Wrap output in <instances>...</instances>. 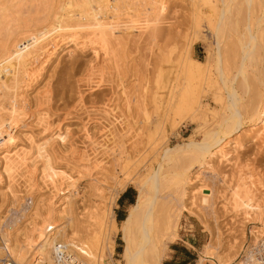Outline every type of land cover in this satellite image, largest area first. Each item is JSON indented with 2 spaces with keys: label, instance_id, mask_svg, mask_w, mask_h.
Returning a JSON list of instances; mask_svg holds the SVG:
<instances>
[{
  "label": "rangeland",
  "instance_id": "rangeland-1",
  "mask_svg": "<svg viewBox=\"0 0 264 264\" xmlns=\"http://www.w3.org/2000/svg\"><path fill=\"white\" fill-rule=\"evenodd\" d=\"M49 1L47 10H44L46 8H43V3L40 4L41 0H33V2L32 0H14V2L0 0L2 3L0 9L3 6L5 9L0 19L3 21L7 18L6 25L10 23L0 28V56L27 46L20 52L19 59L34 60L31 73L15 82L16 87L19 86L16 89L17 96H15L17 101H11V99L14 100L12 95H9L13 90L11 88H7L10 93H6L5 96V91L4 94H0V130L7 126L11 128L9 138L0 141V222L6 225H22L25 217L20 215L30 211L31 207H39L41 203L45 205L51 195L49 192L54 190V181L61 184L69 174L77 182L73 190L74 196L76 193L80 194L82 189L85 192V202L78 206V212L86 214L93 211L96 205L97 209L101 208L100 216L95 220V227L98 231L97 236L103 243V239L106 238L105 232L108 231L111 221L110 216L113 215L116 219L113 209L117 204L116 198L119 193L127 186H132L135 189L136 198L135 182L145 180L144 177L148 176L152 169L163 161L164 143L174 145L185 137L201 140L204 132L217 129L218 135L221 136L222 114L228 110L225 108L224 95L226 92L219 89L217 83L204 89L206 82L203 79H199L203 82L199 84L196 82L198 80H194L196 83L192 80L191 84H194L195 92L193 90L191 92L197 97L199 105L194 123H189L187 116L190 113L189 110L186 112L187 110L184 109L186 110L184 113L183 110L181 113L171 111V114L164 103L175 90V93L179 95H183V91L192 95L185 90L188 85L184 80L188 73L185 75L182 70H186L188 65V63L185 65L187 49L191 47V57L199 60L215 52V42L208 30L204 29L205 27L198 34L193 33L189 28L186 22L188 0H159L165 5L163 9V18H165L157 25L162 29L166 27L164 31L169 32L163 35L162 39L158 37L151 42L155 45L154 47L150 45L153 47L152 50H149L146 44L149 38L148 28L134 27L133 22L142 23L147 19L140 13L141 11L139 12L141 9H133L134 5H131V8L121 2L123 4L121 7L116 0L115 3L122 9L116 5L110 12L111 9H103L107 7L106 3L110 0H90L95 5L93 6L95 11L101 13V15L97 13V17L88 14L93 18L92 20L91 17V19L88 16L80 18L74 14L85 7L79 3V0H76L79 1L77 4H75L76 1L74 3L70 1L64 6L63 0ZM112 1L114 3V0ZM124 5L126 7L123 8ZM5 7L9 9L7 10L8 17ZM4 14H6L5 18ZM54 16L56 18L60 16L64 21L67 18L71 29H75L81 35L85 30L90 31L94 28L101 31L105 27L104 30L109 31L118 24L119 27L121 26L120 33L123 32L121 35L124 37L121 44H116L113 43L111 36L105 35L108 40L107 45L111 48L110 54L106 56L101 50L97 55L94 54L91 40L83 36L79 39L75 52L68 55L66 50H63L68 45L65 44L67 36L57 35L54 42H52L53 35L46 40L42 39L51 30L50 27L55 25ZM79 18L81 21L78 20ZM109 24L110 27L106 30ZM136 28L140 29L139 32ZM127 30L128 33H126ZM41 40H43L42 43ZM160 46L164 47V51H168L170 55H168V64L160 71L161 77H159L162 81L157 78L156 72L153 71L154 68L151 65L146 67V61H144L145 58L149 61L151 52H155L156 47ZM24 53H26L25 56ZM212 61L216 60L213 58ZM212 65L211 70L206 68L205 75H208V70L211 72L209 74L215 71ZM156 79L163 82L162 88L165 86L164 90H167L166 93L164 92L165 95L155 91L157 83L160 85ZM200 84H203V87ZM166 85L171 88L168 90ZM10 86H12L11 83ZM195 87L198 89L196 90ZM262 91L263 95L259 99L260 102L258 101L261 110L264 109V90ZM236 92L238 97L240 96L239 104L240 102V105L244 104L246 93L244 94L239 87H236ZM8 102L10 104L6 107L5 104ZM11 104H14L12 108L9 107ZM18 107H20L19 111ZM5 109H12V112L7 110L4 114ZM8 114L10 116H7ZM157 116L161 118L158 124ZM173 120L175 122L172 125ZM8 122L9 125H7ZM251 123L249 115L243 113L240 126L230 134L229 139L236 137L242 143L241 148H236L229 153L232 155V161L216 162L214 157L208 158L211 163L215 164L216 175H211L205 168L195 173L198 169L197 165L192 166L186 172H190L187 175L193 174L192 182L186 187L190 189L189 186H193L192 192L198 196L194 198L195 201L197 200L196 204L200 203L198 200H201L203 196L207 199L200 209L205 212L203 217L209 228L212 231H219L220 243L218 244L220 246L218 247L220 249L218 250L226 254L238 253L232 264L237 263L249 243H252L250 240L253 230L264 225V132L255 140L250 139ZM164 162L165 160L162 162V170H171V163L166 166L167 162ZM242 179L246 185L252 186L254 196H257L253 200L257 199L263 208L260 219L253 218L250 222L245 219L242 221V210L234 209V204L229 201L230 189L240 184ZM250 179L252 182H249ZM66 181H63L62 187L68 185ZM124 183L125 187L122 189L121 186ZM54 185L57 188V183ZM93 187L99 188V191L95 192ZM167 188H164L161 193H169L171 184ZM187 201L188 198H185V204L188 203ZM187 205L191 207V204ZM82 207L84 209H81ZM128 207L126 203L125 215ZM192 208L195 209L194 206ZM106 211L112 212L110 216ZM181 217L175 237H178L179 231L180 239L168 244L167 256L164 258L165 251L161 259L162 264L171 258L170 246L173 244L186 247L185 254H188L187 258H191L187 264H196L204 242L210 239L209 229L195 213L186 210ZM113 240V254H110L109 250L104 247L103 262L123 264L120 256L123 248L120 235H115ZM1 241L2 236L0 235V244Z\"/></svg>",
  "mask_w": 264,
  "mask_h": 264
},
{
  "label": "bare ground",
  "instance_id": "bare-ground-1",
  "mask_svg": "<svg viewBox=\"0 0 264 264\" xmlns=\"http://www.w3.org/2000/svg\"><path fill=\"white\" fill-rule=\"evenodd\" d=\"M12 1L14 2V0ZM70 1H73L72 3H74L76 0H63V6ZM79 1H76L75 4L79 2L85 7L81 10L76 9L77 13L74 14L77 15V17H87L88 14L93 17L94 15L96 16L97 13L101 15V13L95 11V8L93 7L95 5L92 4V0ZM115 1L116 0H114L113 3V1L110 0L108 3H106L107 7L103 9H111L110 12H112L116 5H121L122 7V5L125 3V5L127 4L126 6L134 5L133 9H141L139 12L141 11L140 13H142L144 17H147V19H143L144 21H142V23H133H135L134 27L140 29H143L144 27L148 28L147 31L149 35L147 33L146 34L149 38L146 44L148 45L149 50H152V48L155 46L151 43L155 38L159 37L162 39L163 35L169 32L164 31L166 27L162 29L157 25L163 22L162 19L165 18H163V9H165V5H163L164 3L159 2V0H125V2L124 0H117L116 2L119 3V5L115 3ZM32 2H30V4H32ZM49 2V0H41L40 4L43 3V8H46L44 10H47ZM0 5L2 6V3ZM125 5L123 8L126 7ZM186 6L188 13L186 16V22L188 23L189 28L193 31V33L197 34L198 32H202L204 29L208 30L215 42V52L212 55H206L203 59L195 60L191 57V47H189V50L187 49V53L185 55V65L187 63L188 65L187 68L185 66L186 70H182H184L185 75L188 73L186 75V79L184 78L186 85H188V89H184L186 91L188 90L187 92L192 94L191 91L193 90L194 85L191 84L192 80H198L196 82L199 84L201 82L199 79H203L206 82L204 89L211 84L217 83V87H219V89H223L224 92H226L225 95H222H224V99L226 100L225 108L228 110V112L225 110L227 114L223 113V116L221 115L222 118L220 126L223 128V131L220 130L222 131V133L220 132L221 136L218 135V129H215L216 131L204 132L201 140H194L192 137H185L182 141L176 142L174 145H167L164 143L162 159L163 161L165 160V162H167L166 166L171 163L172 169L167 170L168 172L164 169L162 170L163 161L159 162L158 166L154 167L152 172H150L148 176L144 177L146 178L145 180L143 179V181L139 180L135 182L137 194L136 199L127 210L128 212L119 226L113 218V215L110 216L112 212L106 211L108 213L107 215L111 217V221L109 223L108 231L105 232L106 238L103 239V243L99 239V236H97L98 231L95 227V220L98 216H100L101 208L97 209L96 205L93 211H89L86 214L80 211L78 212V206L85 202V192L82 189L80 190V194L76 193V195L78 194V197H76V195L74 196L73 190L76 187L77 182L76 180L74 181V179H72L69 174L66 178L68 182L66 179H62L68 183V185H65L64 187H62L64 185L63 181H60L61 184H58L59 182L54 181V183H57V188L52 182L54 190L53 192H49L51 195H49L50 197H48L46 200L45 205L41 203V206L39 207H31L30 211H26L27 213L24 211V213L22 212L23 214L20 216L25 217L22 225H6L0 222V235L2 236V241L0 244V256L7 254L10 262L15 264H31L35 260H40V262L43 264H114L111 262H103L102 252H105L104 249L107 248L109 253L113 254V237L118 234L120 235L123 245L122 251L120 253L123 264H162L161 259L167 248V243H170V241L173 240L178 228L177 224L180 220V217L184 211L188 210V212L193 214L195 213V215L200 218L201 222L204 223V226H206V228L209 229L211 233L210 239L206 242L197 258V264H204L207 262H209L208 264H232L233 261L236 260L238 253L226 254L223 251L218 250V246H220V244H218L220 243L219 231H212L209 228L207 225L208 223L204 221L203 216L205 212L201 210V206L206 202L207 199L205 196H203L201 200H198L200 203L196 204L197 200L195 201L194 199L196 194L192 192L193 186H189L190 189L186 187L187 184L189 185L192 182L193 174L187 175L190 172H186L192 166L197 165L198 169L195 171V173H197L200 169L205 168L211 175L214 176L217 173L215 170V164L211 163L210 159L208 158L214 157L216 162L233 160L232 155L229 153L233 152L236 148H239L242 143L239 142L236 137L234 139H229V136L232 132H234V130H236L237 127L240 126L241 115L243 113L248 114L250 121H252L251 127L249 129V134H251L250 139L255 140L256 138H259L264 132V109L261 110L258 105V101L260 102L259 99L261 98V95H263L262 90H264V0H188ZM7 7H5L6 14L8 13L7 10H9V7ZM4 11L5 9L3 6V8L0 9V16ZM114 13L116 14V12ZM6 14H4V18ZM8 15L9 14L6 16L8 17ZM91 16H88V18L91 19ZM80 18L78 20H80ZM6 19L7 18L3 20L5 23L0 19V28L7 26L8 24L10 25V23L6 25L8 22V20L6 22ZM11 21H13V19ZM72 22L73 21L71 20V23ZM75 22L76 21H74V23ZM12 23L13 22H11V24ZM53 23H55V25L50 27L51 30H49L48 33L46 32L47 34L43 36L42 39L46 40L48 37H52L53 35L52 42H54L57 35L62 37L67 36L65 44L68 45L65 46L63 50H66L68 55L75 52L78 47V41L83 36H87L88 39L91 40V44L93 46L92 51L94 54L97 55L101 50L103 55L106 56L110 54L111 48L108 47V40L105 37L107 35L111 36L114 41L113 43L116 44H121V41L124 37V35H121L123 32L120 33L119 28L121 26L119 27L118 24L115 26V28H110L109 31H105V27L104 29L101 28L103 29L101 30L102 32L98 31V29L95 30L94 28L90 31L85 30L81 35L75 29H71L69 26L70 21L67 20V18L64 21L62 17L59 16ZM110 23L113 24L111 21ZM109 27L110 24L106 26V30ZM134 27L133 29H135ZM203 27L205 28L203 29ZM5 30L6 27L4 31ZM139 30L137 29L138 32ZM126 33H128V30ZM140 33L138 35H140ZM42 34L44 35L45 33ZM42 41L43 40L40 42L42 43ZM35 43L37 44L38 42ZM25 48H27V46L21 49H15L11 52H6L2 55V57L0 56V94H4L5 91V96L6 93H10L7 88L13 89L9 94L10 96L12 95V98L14 99H11L12 102L15 100L17 101L15 96H17L16 94L18 92H16V89L19 86L16 87L17 85L15 82L21 78H25L24 76L30 74L33 69L32 66L34 60L29 61L25 58L19 59L21 56L20 52ZM156 50L155 52H151L149 61L146 58L144 61H146V67L151 65V67L154 68V70H152L156 72V76H158L157 78H160V71H162V68H165V66L168 64L170 55L167 53L168 51H164V47H156ZM25 54L26 53H24V56ZM212 56L216 60L215 62L212 61ZM211 64H213L212 68L214 66L213 69L215 71L213 70L214 72L209 74L211 73ZM206 68H210V70H208V75H205ZM156 81L159 80L156 79ZM182 82L183 81H181V83ZM196 82L194 81V83ZM10 83L12 86H10ZM162 83L160 82V85L157 83L158 85L155 87V91L159 94L164 92L166 93L167 91L164 90L165 86L162 88ZM183 83L185 84V82ZM168 87L167 89L169 90L171 86ZM236 87L241 88L244 94L246 93V101L242 105H240L241 102L239 104L240 96L238 97L237 95ZM175 91H173V93H171V95L164 101L165 107H167L170 113L171 111L175 113H181L182 110L184 113L186 110V112L189 110L190 113L187 115L189 123L196 122L195 116L198 110L197 108L199 107L197 97L193 96L194 94L190 96V94H187L185 91H183L184 94L181 92L183 95H179V93H175ZM2 103H4V101ZM9 104V102L5 104L6 107ZM13 106L14 104H11L9 107L12 108ZM19 109L20 107H18V111ZM184 109L186 110L184 111ZM5 110L6 111L4 114L7 113V110L12 112V109ZM7 116L10 115L8 114ZM160 119V117H156L157 124L158 121L160 122ZM171 120L172 118L170 121ZM173 122H175V120L171 122L172 125ZM7 125H9V122ZM9 135H11L10 127L7 126V128H1L0 141H4ZM249 182H252V180L250 179ZM170 184L171 191L167 194H162V190L164 188L168 189L167 187ZM121 187L124 189L125 183ZM93 188H95V192L99 191V188ZM230 192L231 194L229 201L234 204V209L239 208L242 210V221L245 219V221L250 222L253 220V218L255 220L262 218L263 208H261L257 199L253 200L255 197V192L253 193L251 185H246V182L243 180L240 184L238 183L233 188H231ZM185 198H188L187 202L191 204V207L187 205L188 203L185 204ZM207 202L209 204V201ZM39 203L40 201L38 204ZM193 206L195 209L192 208ZM81 209L84 208L82 207ZM8 229L10 230L8 231ZM250 241L252 243H249L236 264H264V259H262L263 255L261 256L258 254V252L264 251L262 250L264 249V225L263 227H258L257 229L255 228L253 230ZM59 245L60 250L63 252L68 254L72 253L71 258L65 263H61L60 261L57 263L55 260V252ZM252 246L254 248H251Z\"/></svg>",
  "mask_w": 264,
  "mask_h": 264
},
{
  "label": "crops",
  "instance_id": "crops-1",
  "mask_svg": "<svg viewBox=\"0 0 264 264\" xmlns=\"http://www.w3.org/2000/svg\"><path fill=\"white\" fill-rule=\"evenodd\" d=\"M123 191V190H122ZM121 191V192H122ZM120 192V193H121ZM119 193V194H120ZM136 196H137V194H136ZM118 197H119V195H118ZM117 197V198H118ZM116 198V199H117ZM122 199V202H118V199H117V204H116V206L114 207V209H113V212H114V217L116 218L115 219V221H116V223H117V225L119 226L120 224V222H118V219H117V217H118V215L119 214H122V213H124L125 212V210H124V206H125V204L126 203H128L127 202V200H128V198H127V196L126 197H122L121 198ZM136 199V198H135ZM135 201V200H134ZM131 206V204L129 205V207ZM129 207L127 208V210L129 209ZM128 212V211H127ZM126 216V215H125ZM182 216V215H181ZM125 218V217H124ZM181 218L182 217H180V222H181ZM180 222H179V225H180ZM178 225V224H177ZM176 234H177V230H176V233H175V236H174V238H173V240H171L170 242H173V241H175V240H177V239H180V235H179V231H178V237L177 238H175L176 237ZM168 244L169 243H167V247H168ZM206 244V242H204V245ZM204 245H203V247H204ZM182 246V247H181ZM203 247H202V249H203ZM186 247H184L183 245H179V244H173V245H171L170 246V249L172 250V254H171V258L169 259V260H166L165 261V264H187V263H189V261L191 260V258H187L188 257V254H185L186 253V249H185ZM167 249V251H168V249H169V247L168 248H166ZM166 251V250H165ZM167 251L165 252V255H164V258L167 256ZM200 252H201V250H200ZM181 261V262H180ZM183 262V263H182ZM196 264H197V259H196Z\"/></svg>",
  "mask_w": 264,
  "mask_h": 264
},
{
  "label": "built area",
  "instance_id": "built-area-1",
  "mask_svg": "<svg viewBox=\"0 0 264 264\" xmlns=\"http://www.w3.org/2000/svg\"><path fill=\"white\" fill-rule=\"evenodd\" d=\"M262 250H264V249H262ZM258 251H259V249H258ZM71 254H68V253L60 250V245H59L56 252H55V260L57 263H58V261H60L61 263H65L66 261H68V259L71 258ZM258 254L261 256L263 255L262 259H264V251H260V252H258ZM0 264H15V263L10 262V259L7 256V254H3L0 256ZM31 264H43V263L40 262V260H35ZM204 264H208V263H204Z\"/></svg>",
  "mask_w": 264,
  "mask_h": 264
},
{
  "label": "trees",
  "instance_id": "trees-1",
  "mask_svg": "<svg viewBox=\"0 0 264 264\" xmlns=\"http://www.w3.org/2000/svg\"><path fill=\"white\" fill-rule=\"evenodd\" d=\"M135 189L132 187V186H127L120 194H119V197L117 198L118 199V202H122V197H126L128 198L127 202H128V205H132L134 203V198H135ZM134 197V198H133ZM125 217V212L122 213V214H119L117 219H118V222H122L123 219ZM119 223V224H120Z\"/></svg>",
  "mask_w": 264,
  "mask_h": 264
}]
</instances>
